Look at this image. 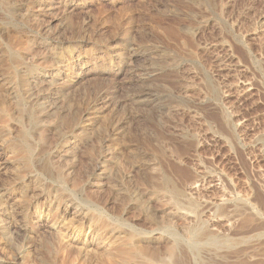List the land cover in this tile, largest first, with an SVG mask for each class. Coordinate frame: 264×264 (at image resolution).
I'll use <instances>...</instances> for the list:
<instances>
[{
	"label": "rangeland",
	"instance_id": "rangeland-1",
	"mask_svg": "<svg viewBox=\"0 0 264 264\" xmlns=\"http://www.w3.org/2000/svg\"><path fill=\"white\" fill-rule=\"evenodd\" d=\"M226 214L242 254L177 260L264 264V0H0V264H122L132 230L169 264Z\"/></svg>",
	"mask_w": 264,
	"mask_h": 264
},
{
	"label": "bare ground",
	"instance_id": "bare-ground-1",
	"mask_svg": "<svg viewBox=\"0 0 264 264\" xmlns=\"http://www.w3.org/2000/svg\"><path fill=\"white\" fill-rule=\"evenodd\" d=\"M32 149V148H31ZM185 174V173H184ZM184 176H186V175H184ZM189 177V176H188ZM187 179V178H186ZM185 179V180H186ZM193 180V179H192ZM211 180H213V179H211ZM219 181V180H218ZM193 182V181H192ZM201 182V181H200ZM204 182V181H203ZM207 182V181H206ZM209 182V181H208ZM189 183V182H188ZM218 183V182H217ZM187 184V183H186ZM204 184H206V183H204ZM210 184V183H209ZM214 185V184H213ZM185 186V185H184ZM199 186H201V183L199 184V182H193V183H190L189 185H187L186 186V188H184V192H187V193H191V194H193V193H195L197 190H199V189H201ZM207 186H208V184H207ZM206 187V186H205ZM215 187V186H214ZM172 187H170V189H171ZM199 188V189H198ZM202 188H203V185H202ZM173 189V188H172ZM206 190V189H205ZM171 191V190H170ZM178 191H180V190H178ZM171 192H177V189L175 190V188L173 189V191H171ZM181 192V191H180ZM180 192H179V194H180ZM182 194H184L183 193V191L181 192ZM195 194H197V193H195ZM163 195V194H162ZM184 196V195H183ZM191 196H193V195H191ZM221 196H223V195H221ZM220 196V197H221ZM186 198V197H185ZM223 198V197H222ZM175 200H177V199H175ZM198 200V199H197ZM174 202V201H173ZM191 202V201H190ZM189 202V203H190ZM217 202V201H216ZM223 202H225V201H223ZM223 202H219V203H223ZM172 203V202H171ZM209 203V202H208ZM213 203V202H212ZM203 204V203H202ZM202 204L201 203H199V204H197L198 205V207H201L202 206ZM191 204H189V206H190ZM222 205V204H221ZM204 206V205H203ZM206 206V205H205ZM209 206H211V204L209 205ZM220 206V205H219ZM181 208H182V206H180ZM228 207V206H227ZM227 207H226V209H227ZM186 208V207H185ZM185 208H184V210H185ZM192 208V207H191ZM202 208V207H201ZM209 207H207V209H208ZM222 208V207H221ZM88 209V208H87ZM176 209V208H175ZM196 209V208H195ZM211 209V208H210ZM209 209V210H210ZM220 209V208H219ZM224 209H225V207H224ZM225 209V210H226ZM187 210H188V208H187ZM190 210V209H189ZM217 210V209H216ZM223 210V209H222ZM238 210H240V209H238ZM191 211V210H190ZM173 212V211H172ZM203 212V211H202ZM219 213H221V212H219ZM218 213V214H219ZM233 213H235V212H233ZM232 213V214H233ZM175 214V213H174ZM179 214V213H178ZM177 214V215H178ZM208 214H210V212L208 213ZM212 215V214H211ZM216 215V214H215ZM227 215V214H226ZM226 215H224V216H226ZM235 215V214H234ZM201 216H202V214H201ZM220 217H221V214L219 215ZM231 216V215H230ZM233 216V215H232ZM239 216V215H238ZM175 217V216H174ZM180 217V216H179ZM181 217H183L182 219H184V220H187L188 219V217H186V216H181ZM197 217V216H196ZM204 217V216H203ZM209 217V216H208ZM207 216H205V220H201V219H199V220H197L198 222H197V225L195 226V228L192 230V231H189V232H187V231H184L183 230V228L181 229V230H183V233H187L189 236H190V238L188 239V240H183L184 238H182V239H180V240H178V239H174L173 238V241H171V242H173V245L171 246V247H169V249H168V251H169V258H168V263L169 264H182V258H184V254L185 253H187V252H185V250H184V254L182 255V256H180V257H182V258H180V260H177V254H176V250H177V248H178V253H179V247H177L178 246V244L179 243H181V246H182V243L185 245V247L186 248H188V249H190L192 252V254L194 255V257H195V259H197V260H200L201 258L200 257H202L201 255H200V248H199V244L201 243V242H204V244L206 245L207 244V246H209L210 247V250H208V251H212L213 252V254H212V257H217L218 259H220V260H225L226 258H228L229 256H238V254H242L243 253V250L241 249V250H235V251H230L231 250V248L232 247H230V245L231 244H229V246L227 245V243H230L229 241L232 239H230L229 237H226L224 240H220V239H218V238H221L220 236L219 237H217V233H215V232H222V231H224L223 229H222V227H220L221 226V223H219V222H222V221H229L231 218L230 217H228V215L226 216V217H223V220H219V219H217L216 221L215 220H213V219H210V217H209V219H206V218H208ZM233 217H235V216H233ZM192 218V217H191ZM250 218V217H249ZM253 218V217H252ZM234 219V218H233ZM93 220V219H92ZM91 220V221H92ZM191 221V220H190ZM189 221V222H190ZM231 221V220H230ZM229 221V222H230ZM246 221V220H245ZM248 221V220H247ZM186 222V221H185ZM92 223V222H91ZM104 223V222H103ZM243 224V223H242ZM247 224V223H246ZM249 224V223H248ZM85 225V224H84ZM84 225H79V226H77L76 227V229H75V231H73L75 234H76V238H78V237H81L80 235L82 234H84L86 231H89L90 229H91V226L89 225V226H84ZM104 225V224H103ZM189 226V225H188ZM193 226V227H194ZM94 227V226H93ZM122 227V226H121ZM100 228H102V227H100ZM156 229V228H155ZM112 230H114V229H111L110 228V224L108 223V224H106V226L104 225L103 226V230H102V232H106V231H112ZM124 230V229H123ZM132 230V229H131ZM97 231V230H96ZM164 231V230H163ZM229 231V230H228ZM135 232V231H134ZM94 233V232H93ZM111 233V232H110ZM121 233H122V235H123V237H121L120 235H121ZM166 233V232H165ZM224 233H225V231H224ZM103 234V233H102ZM168 235H170V233H167ZM86 235V234H85ZM101 235V234H100ZM172 235V234H171ZM107 236V235H106ZM115 236V235H114ZM227 236H228V233H227ZM101 237V236H100ZM103 237V236H102ZM148 237V236H147ZM183 237V236H182ZM225 237V236H224ZM161 238V237H160ZM187 238V237H186ZM55 239V238H54ZM63 239V238H62ZM113 239H115V240H118V241H120V246H121V249H120V251L119 250H117L118 251V253H120L121 255H122V257L120 258V262L122 263V264H127L128 262H130V261H135V260H137V261H139V260H142V262H144V264L146 263V264H155V263H161V260L158 258V257H156V256H154V255H144V253H145V251H147V250H149L148 249V247L149 246H145L144 245V243L147 241V238H141L140 237V234L138 233V235H137V233L135 234V233H133V230H132V232L130 231V232H126V231H120L119 233H118V236L115 238V237H113ZM112 240V239H111ZM114 240V241H115ZM236 240V239H235ZM154 241H156L155 239H154ZM167 241V240H166ZM110 243V242H109ZM111 243H112V241H111ZM114 243V242H113ZM119 243V242H118ZM164 243V242H163ZM235 243V242H234ZM70 244V243H69ZM169 244V243H168ZM82 245V244H81ZM114 245V244H113ZM147 245V244H146ZM108 246H109V244H108ZM110 246H112V244H110ZM119 246V245H118ZM233 246H235L236 247V245H233ZM90 247V245H87L86 244V246H84V245H82L81 247H76L77 248V251H79V252H86V249L87 248H89ZM151 248V247H150ZM236 248H238V247H236ZM241 248V247H240ZM67 249V248H66ZM91 249V248H90ZM110 249V248H109ZM182 248H180V250H181ZM226 249H230L229 251L230 252H227V250ZM233 249V248H232ZM74 252L75 253H77L76 252V249L74 248ZM110 250H112V247H111V249ZM207 250V249H206ZM224 250H226V251H224ZM70 251V250H69ZM89 251V250H88ZM95 251H97V250H95ZM94 250H92V253H91V255L87 252L86 254H87V258L91 261V262H93V261H96V255L94 256V254H97V252H95ZM114 251H115V249H114ZM176 251V252H175ZM186 251H188V250H186ZM203 251H204V249H203ZM207 251V252H208ZM78 252V253H79ZM102 252V251H101ZM108 252V251H107ZM112 252H113V250H112ZM183 252V251H182ZM181 252V253H182ZM189 252V251H188ZM205 252V251H204ZM242 252V253H241ZM69 253V252H68ZM77 253V254H78ZM103 253H104V251H103ZM117 253V252H116ZM190 253V254H191ZM81 254V253H80ZM100 254V253H99ZM119 254V255H120ZM191 254V256H193ZM69 255V254H68ZM84 255V254H83ZM112 255H113V253H112ZM112 255L111 254H108V255H104V258H102V259H108L109 260V258H111L112 259ZM178 255H180V254H178ZM86 256V255H85ZM99 256V255H98ZM76 257V256H75ZM101 256H99V258H100ZM115 257V256H114ZM118 257V256H117ZM83 259V258H82ZM102 259L100 258V261H102ZM111 259L109 260V261H111ZM165 259V258H164ZM164 259H162L163 260V262H165L164 261ZM209 259H211V258H209ZM228 259H232V258H228ZM89 260H88V262H89ZM114 260H116V257L112 260L113 262H115ZM85 261H86V259H85ZM111 261V262H112ZM118 261V260H117ZM211 261V260H210ZM132 262V263H133ZM186 262V261H185ZM213 262V261H212ZM82 263V262H81ZM104 263V262H103ZM166 263H167V261H166ZM165 263V264H166ZM197 264H203V261H197L196 262ZM207 262H205V264H206ZM244 263V262H243ZM89 264V263H88ZM93 264V263H92ZM94 264H95V262H94ZM98 264V263H97ZM138 264V263H137ZM230 264V263H229ZM246 264V263H245Z\"/></svg>",
	"mask_w": 264,
	"mask_h": 264
}]
</instances>
